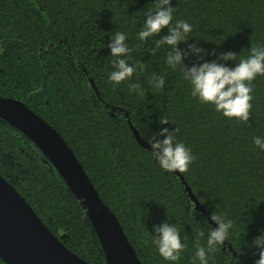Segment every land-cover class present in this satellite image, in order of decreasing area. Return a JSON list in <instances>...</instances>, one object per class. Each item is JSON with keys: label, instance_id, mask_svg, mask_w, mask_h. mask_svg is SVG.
<instances>
[{"label": "trees", "instance_id": "1", "mask_svg": "<svg viewBox=\"0 0 264 264\" xmlns=\"http://www.w3.org/2000/svg\"><path fill=\"white\" fill-rule=\"evenodd\" d=\"M156 0H0V96L23 100L68 142L100 198L113 211L142 264H193L197 243L206 247L214 212L234 222L209 264H254V239L264 234V76L252 82V116L248 122L227 118L191 95L179 68L167 63L171 48H156L168 34L139 39ZM174 20L193 26L187 43L199 42L237 53L235 67L250 56L251 46L264 47V0H172ZM117 31L132 49L124 57L143 62L142 73L116 85L108 44ZM153 50L155 53L153 54ZM193 54L191 66L202 63ZM163 75L157 89L152 75ZM95 84V87L93 84ZM138 83L143 89H129ZM166 117L169 124L161 125ZM162 127H179L177 141L196 157L181 173L206 212L197 209L175 172L163 170L151 149L136 139ZM174 121V125L171 123ZM162 138V137H161ZM0 174L25 197L35 213L71 251L90 264H107L101 242L82 205L44 154L24 134L0 117ZM174 224L188 248L168 261L154 244L155 225ZM205 233L198 242L193 232ZM0 264H7L0 257ZM199 264V260H195Z\"/></svg>", "mask_w": 264, "mask_h": 264}, {"label": "clouds", "instance_id": "2", "mask_svg": "<svg viewBox=\"0 0 264 264\" xmlns=\"http://www.w3.org/2000/svg\"><path fill=\"white\" fill-rule=\"evenodd\" d=\"M175 7L172 0H156L153 10L149 11L144 21L143 28L139 32V39L147 41L148 38L160 34L165 28L168 34L163 35L156 41V48L167 45L171 51L167 54V63L172 69L179 68L183 79L191 85V95L198 98L200 102L211 104L216 112L231 119L236 118L240 121L248 122L252 116L253 107L252 95L254 91L253 81L257 76H264V47L251 46L250 56L240 59L235 67H230L227 63L220 61H237V53L233 51L222 52L217 59L208 61V55H216V50L211 52L199 46V42L188 45L187 49H181V42L187 43V36L192 32L193 26L185 20H174ZM111 49L113 71L109 73V81L118 85L124 81H131L133 74L142 73L146 65L141 61L130 64L124 57L130 56L132 49L127 43L125 33L117 31L112 35L111 42L108 44ZM155 50H153V54ZM195 54L202 63H193L191 66L185 63V59ZM153 87L160 89L164 87L165 77L153 74L151 78ZM129 89L139 91L143 94V89L138 83H129ZM170 120L161 117V125L169 124ZM174 125V121H171ZM179 127L170 129L162 127L158 132L145 138L151 147V155L156 159L160 167L167 172L186 173L190 165L196 159L192 150L183 142L177 141ZM162 137V138H161ZM253 142L264 150V139L254 137ZM211 220L217 227L210 228L207 235L206 247L197 243L195 260L199 264H209V257L217 251V246L224 244L230 235V229L234 227V222L223 215L211 214ZM155 239L144 240L147 245L154 244L159 254L168 261H177L182 252L188 248L187 237L182 239L180 229L174 224L162 223L155 225ZM193 232L198 242L205 233L199 227H194ZM257 249L258 259L254 264H264V234L258 235L252 242Z\"/></svg>", "mask_w": 264, "mask_h": 264}, {"label": "water", "instance_id": "3", "mask_svg": "<svg viewBox=\"0 0 264 264\" xmlns=\"http://www.w3.org/2000/svg\"><path fill=\"white\" fill-rule=\"evenodd\" d=\"M0 117L32 141L65 180L93 225L107 264H142L116 215L100 198L76 153L57 129L14 97L0 96ZM129 123L138 142L151 149L130 120ZM175 173L195 207L207 213L183 175ZM209 221L217 227L210 216ZM0 257L7 264H90L61 242L1 174Z\"/></svg>", "mask_w": 264, "mask_h": 264}]
</instances>
